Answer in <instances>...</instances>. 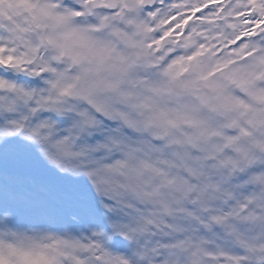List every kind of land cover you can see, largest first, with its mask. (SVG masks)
Returning <instances> with one entry per match:
<instances>
[{
  "label": "snow or ice",
  "instance_id": "snow-or-ice-1",
  "mask_svg": "<svg viewBox=\"0 0 264 264\" xmlns=\"http://www.w3.org/2000/svg\"><path fill=\"white\" fill-rule=\"evenodd\" d=\"M0 264H264V0H0Z\"/></svg>",
  "mask_w": 264,
  "mask_h": 264
}]
</instances>
